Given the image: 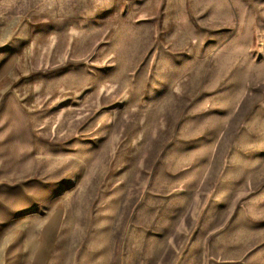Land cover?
Masks as SVG:
<instances>
[{
    "label": "rangeland",
    "instance_id": "1",
    "mask_svg": "<svg viewBox=\"0 0 264 264\" xmlns=\"http://www.w3.org/2000/svg\"><path fill=\"white\" fill-rule=\"evenodd\" d=\"M11 92L39 155L0 228L19 264L58 211L48 264H264V0H0Z\"/></svg>",
    "mask_w": 264,
    "mask_h": 264
},
{
    "label": "crops",
    "instance_id": "2",
    "mask_svg": "<svg viewBox=\"0 0 264 264\" xmlns=\"http://www.w3.org/2000/svg\"><path fill=\"white\" fill-rule=\"evenodd\" d=\"M38 157L35 122L22 99L11 92L0 103V228L17 230L20 225L16 219L34 210L35 184L28 181L34 178ZM60 212L46 221L33 264H48L64 220ZM23 244L18 232L6 238L0 235V245L12 247L3 256L7 264H19L23 260Z\"/></svg>",
    "mask_w": 264,
    "mask_h": 264
}]
</instances>
